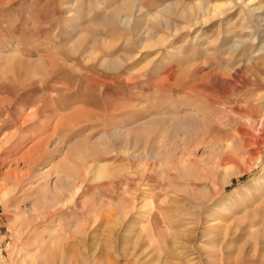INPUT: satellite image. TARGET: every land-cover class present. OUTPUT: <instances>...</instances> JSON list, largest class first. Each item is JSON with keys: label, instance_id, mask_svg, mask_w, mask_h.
Returning <instances> with one entry per match:
<instances>
[{"label": "rangeland", "instance_id": "374dc122", "mask_svg": "<svg viewBox=\"0 0 264 264\" xmlns=\"http://www.w3.org/2000/svg\"><path fill=\"white\" fill-rule=\"evenodd\" d=\"M263 46L264 0H0V264H264Z\"/></svg>", "mask_w": 264, "mask_h": 264}, {"label": "bare ground", "instance_id": "6f19581e", "mask_svg": "<svg viewBox=\"0 0 264 264\" xmlns=\"http://www.w3.org/2000/svg\"><path fill=\"white\" fill-rule=\"evenodd\" d=\"M227 5L225 4V6L224 5H220V6H217V7H212V8H208L207 9V14L209 15V18H211V19H217V18H220V17H223L224 15H225V13L228 11V9H227V7H226ZM228 7H229V5H228ZM253 9V8H252ZM255 9V8H254ZM261 9V8H260ZM248 10H250V7H248ZM259 10V9H258ZM262 10V9H261ZM229 11H230V9H229ZM252 14V13H251ZM248 16H249V14H248ZM250 17V16H249ZM205 19V18H204ZM204 21V20H203ZM207 21V20H206ZM202 25H204L205 23L203 22V23H201ZM244 41V40H243ZM243 45V44H242ZM239 46H241L240 44H239ZM264 47V46H263ZM146 48V47H145ZM259 49H261V48H259ZM264 49V48H263ZM263 51V50H262ZM256 52V51H255ZM255 55V54H254ZM258 56V55H257ZM241 69V68H240ZM234 73V72H233ZM235 74V73H234ZM236 75V74H235ZM206 79L208 78V77H205ZM203 79H204V77H203ZM202 79V80H203ZM211 80V79H210ZM209 81V80H208ZM208 81L206 82L205 80H204V82H206V84L205 85H207V84H209L210 85V83H208ZM255 82V81H254ZM258 82V81H257ZM259 83H261L260 81H259ZM204 84V83H203ZM263 99H264V96H263ZM256 106V105H255ZM252 107V106H251ZM233 109H235L234 111L236 112V113H240V112H242L243 110H241V109H239L237 106L235 107H233ZM247 109V108H246ZM216 110V109H215ZM250 112L252 113V116H254V115H256L257 113L255 112V109H254V105H253V108L252 109H250ZM243 113V112H242ZM235 114V113H234ZM249 114V113H248ZM249 115H251V114H249ZM251 117V116H250ZM260 118V117H259ZM257 119V118H255V117H252V120L251 121H249L248 120V122H249V125L248 126H246V125H242L241 127H240V129H238V131H236L234 134H232V136L234 135V139L235 138H237V140L239 141V143H240V147L242 148V150L244 151V152H248L247 153V155H245L247 158H248V161H250V162H253V163H251V164H249L248 163V168L247 169H243V170H240L239 171V173H245L246 171H251V170H253L254 168H256V167H260V163H261V160H263V158H264V118H260V119ZM251 119V118H250ZM260 129V131H261V133L260 134H254V132L253 131H255V130H259ZM226 135V134H225ZM226 137V136H225ZM227 140H229V138L227 139ZM244 156V157H245ZM234 162H236L235 160H233V159H231V158H228V159H226V161H225V164H227V163H234ZM97 176H99L101 173H102V170H100V169H98L97 170ZM99 174V175H98ZM142 180H143V178H142ZM155 182V181H154ZM151 183V182H150ZM152 185V184H151ZM142 186V185H141ZM150 186V185H149ZM141 188V187H140ZM4 195V197L7 195V194H9V193H7V192H4L3 193ZM53 200V199H52ZM261 208H262V213L260 214V218L258 219V220H255V222L254 223H252L251 224V228H254V227H259V226H261V225H264V200H262V202H261ZM57 211V210H56ZM150 211H152V210H150ZM149 211V212H150ZM149 212H147V213H149ZM151 213V212H150ZM152 215L155 217L156 216V214L154 213H152ZM53 216H55V215H53ZM53 216H51V217H53ZM101 216V215H100ZM50 216L48 217V218H51ZM104 217V216H103ZM37 218V217H36ZM47 218V217H46ZM38 219V218H37ZM36 220V219H35ZM96 221V220H95ZM85 225V224H84ZM93 225H95V224H92V226ZM84 227V226H83ZM82 227V228H83ZM87 227V226H86ZM86 227H84V228H86ZM33 229V228H32ZM90 229H93L92 227L90 228ZM264 229V228H263ZM262 229V230H263ZM95 230V229H94ZM264 231V230H263ZM30 232V231H29ZM35 234V233H34ZM75 237V236H74ZM263 238H264V233H263ZM78 239V238H77ZM74 240H76V239H74ZM74 240H72V241H74ZM77 241V240H76ZM50 242V241H49ZM38 243H40L41 244V242H38ZM43 243V242H42ZM71 244V243H70ZM76 244V243H75ZM79 244V243H78ZM72 245V244H71ZM72 246H74V245H72ZM39 247V246H38ZM76 248V247H75ZM76 250H78V249H75L74 251H76ZM41 251V250H40ZM39 251V252H40ZM49 251L51 252V254L49 253L48 255V258H47V262L46 261H41L39 264H49L50 262L52 263V262H55V260L56 259H58V258H55V256H56V253L58 252V250H50L49 249ZM57 251V252H56ZM62 251V250H61ZM76 252H78V251H76ZM65 253V252H64ZM63 253V254H64ZM46 254H47V252H46ZM59 253H57V255H58ZM67 254H69L68 252H67ZM72 254V253H71ZM79 254V253H78ZM82 254V253H81ZM37 256V255H36ZM67 256V255H66ZM65 256V257H66ZM47 257V256H46ZM45 257V258H46ZM59 257V256H58ZM69 260H70V262H72V264H117V262H115V261H113V260H111L112 259V257H111V259H109V258H107V260L105 261V260H100V261H98V260H96V259H89V258H87L86 256L84 257V256H80V254L79 255H75V252H74V256H69V257H67ZM67 258H66V260H67ZM91 258V257H90ZM96 258V257H95ZM44 259V258H43ZM69 260H68V262L67 263H69ZM61 261V260H60ZM117 261V260H116ZM61 262H64V261H61ZM104 262H106V263H104ZM119 262V261H118ZM34 263V262H33ZM32 263V264H33ZM54 264V263H53ZM66 264V263H65ZM121 264V263H120ZM133 264V263H132Z\"/></svg>", "mask_w": 264, "mask_h": 264}]
</instances>
